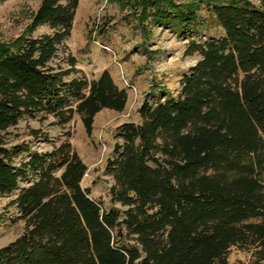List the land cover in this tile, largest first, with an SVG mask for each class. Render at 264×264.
<instances>
[{
  "label": "trees",
  "instance_id": "trees-1",
  "mask_svg": "<svg viewBox=\"0 0 264 264\" xmlns=\"http://www.w3.org/2000/svg\"><path fill=\"white\" fill-rule=\"evenodd\" d=\"M115 1L145 30L190 26L205 3ZM78 6L42 0L29 31L46 25L52 33L0 44V195L35 176L13 201L25 230L0 249V264H229L233 250L264 264V0L259 8L208 2L224 37L191 43L187 55L200 60L178 96L145 102L141 124L119 128L107 168L110 205L123 213L82 187L88 168L69 140L20 166L5 147L3 133L25 117L64 126L77 114L90 136L102 110L124 111L127 92L108 72L89 82L72 57L68 69L51 66Z\"/></svg>",
  "mask_w": 264,
  "mask_h": 264
},
{
  "label": "rangeland",
  "instance_id": "rangeland-1",
  "mask_svg": "<svg viewBox=\"0 0 264 264\" xmlns=\"http://www.w3.org/2000/svg\"><path fill=\"white\" fill-rule=\"evenodd\" d=\"M41 1L0 0V44L14 47L19 40L52 33L46 25L34 33L29 31ZM174 1L183 4L193 0ZM203 1L196 22L190 26L159 23L150 24L145 30L139 14L118 1L79 0L71 35L59 46L51 66L68 69L72 57L79 71L76 76H85L89 82L108 72L115 84L126 90L127 105L123 112L104 109L97 114L90 136L77 114L64 126L57 125L52 117L42 119V115L23 118L3 133L12 164L20 166L34 154L52 151L54 146L69 140L88 168L82 187L89 189L90 197L105 209L123 213L126 208L110 205L109 191L114 178L107 168V161L114 157L119 128L125 123L141 124L140 108L145 102L156 106L178 96L183 76L200 60L198 55H187L191 43L203 44L224 37L223 29L206 6L212 0ZM238 1L255 8L262 6V0ZM33 131L38 135H32ZM34 179L35 176H28L20 182L19 189L0 195V249L24 233L25 223L18 219L20 213L13 201L20 189ZM252 261L249 253L233 250L229 264Z\"/></svg>",
  "mask_w": 264,
  "mask_h": 264
}]
</instances>
